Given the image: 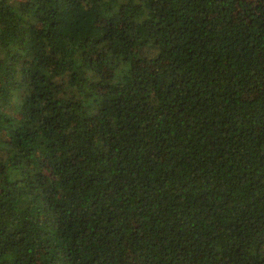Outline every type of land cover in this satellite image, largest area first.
Listing matches in <instances>:
<instances>
[{
  "label": "trees",
  "instance_id": "16d2710c",
  "mask_svg": "<svg viewBox=\"0 0 264 264\" xmlns=\"http://www.w3.org/2000/svg\"><path fill=\"white\" fill-rule=\"evenodd\" d=\"M0 264H264V0H0Z\"/></svg>",
  "mask_w": 264,
  "mask_h": 264
}]
</instances>
